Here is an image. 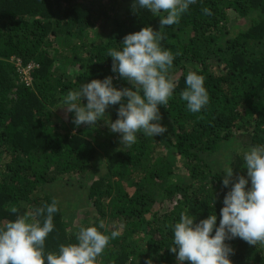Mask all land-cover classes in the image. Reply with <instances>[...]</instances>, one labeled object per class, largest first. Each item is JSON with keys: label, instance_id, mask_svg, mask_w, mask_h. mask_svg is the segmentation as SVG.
I'll return each instance as SVG.
<instances>
[{"label": "trees", "instance_id": "obj_1", "mask_svg": "<svg viewBox=\"0 0 264 264\" xmlns=\"http://www.w3.org/2000/svg\"><path fill=\"white\" fill-rule=\"evenodd\" d=\"M133 4L0 0V226L27 213L43 222L46 211L37 209L55 199L46 252L76 243L80 227L103 223L101 231L120 234L99 264H178L170 251L173 225L182 213L199 222L214 212L219 225L231 189L223 186L224 170H234L233 183L247 176L245 150L264 144V0H196L178 24L162 29V46L175 56L176 88L160 106L167 132H140L123 148L104 119L77 128L63 97L108 76L118 88L132 87L112 71L108 51L143 27L161 29L160 16ZM18 64L35 65L31 85L20 79ZM189 71L205 78L209 93L198 113L180 96ZM55 108L64 110L59 122ZM118 108L106 116L115 121ZM226 242L233 264H264V244Z\"/></svg>", "mask_w": 264, "mask_h": 264}, {"label": "clouds", "instance_id": "obj_2", "mask_svg": "<svg viewBox=\"0 0 264 264\" xmlns=\"http://www.w3.org/2000/svg\"><path fill=\"white\" fill-rule=\"evenodd\" d=\"M195 3L196 0H134V11L148 10L161 17V29L143 27L127 34L120 48L108 51L113 58L112 71L132 87L118 88L114 78L108 76L68 91L63 105L74 113L72 122L77 128L82 124L93 127L104 119L110 131L119 134L123 148L131 147L140 132L149 137L167 132L161 122L160 106H168L176 88L170 74L175 56L162 46V29L178 24ZM204 11L210 14L208 9ZM185 84L180 96L190 112L198 113L209 103L205 78L189 71ZM118 104V118L112 121L106 110ZM243 159L247 176L241 175L233 183L234 170L227 168L223 172V186L231 185V189L224 196L219 225L215 212L199 222L195 216L182 213L173 225L170 251L176 254L178 264H233L230 256L234 249L226 241L239 238L249 245L264 244V144L250 146ZM45 211L43 222L27 213L0 226V264H99L98 258L110 240L120 234L101 231L103 223L99 227H80L76 243L46 252L45 242L54 231V214L59 211L57 201L37 209L36 214L44 215ZM11 212L17 213V208L12 207ZM147 264H152L151 258Z\"/></svg>", "mask_w": 264, "mask_h": 264}, {"label": "built area", "instance_id": "obj_3", "mask_svg": "<svg viewBox=\"0 0 264 264\" xmlns=\"http://www.w3.org/2000/svg\"><path fill=\"white\" fill-rule=\"evenodd\" d=\"M35 68L34 64H29L28 66L16 65V70L20 75V79L25 82L27 85L32 84V71Z\"/></svg>", "mask_w": 264, "mask_h": 264}, {"label": "rangeland", "instance_id": "obj_4", "mask_svg": "<svg viewBox=\"0 0 264 264\" xmlns=\"http://www.w3.org/2000/svg\"><path fill=\"white\" fill-rule=\"evenodd\" d=\"M11 62H13V61H11ZM15 66H16V65H15ZM15 68H16V67H15ZM54 110H55V112H54V114H55V121H56V122H59V121H60V118L64 115V113H63L64 110H63L62 108H55ZM72 194H73L72 192H68V193H67L68 196L66 195V196H67L66 198H67V199H68V198L71 199V198H72ZM76 199H77V198H73V200H76ZM63 205H64V204H63ZM89 208H90V207L88 206V207H86L85 209L88 210ZM80 214H81V217H82V216H83V207H81Z\"/></svg>", "mask_w": 264, "mask_h": 264}]
</instances>
